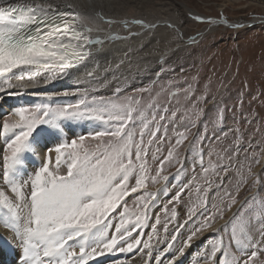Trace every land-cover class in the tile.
I'll use <instances>...</instances> for the list:
<instances>
[{"label": "rangeland", "instance_id": "1", "mask_svg": "<svg viewBox=\"0 0 264 264\" xmlns=\"http://www.w3.org/2000/svg\"><path fill=\"white\" fill-rule=\"evenodd\" d=\"M45 2L48 1L45 0ZM68 2L72 5L75 3L76 6L73 5V8L76 10L80 0L79 2L68 0ZM173 2H179L184 5V8L194 11L197 15L211 19L250 20L255 16L264 17V9L248 5L246 0H174ZM182 20H186L184 28L189 35L197 34L205 25L210 24L208 19L197 21L194 18H188L187 20L179 16V22H183ZM159 26L169 27L166 23H160L157 27ZM167 33L166 30L159 29L156 35L157 40L161 42L168 40ZM184 43L186 44L176 41L171 49L164 48L166 51L162 50L161 55H155L153 68L144 75L123 77L120 81H116L117 83H109L113 85L106 89L98 88V91L95 88L87 91L89 104L93 97L97 102L101 98L104 100L111 98L117 103H127V98L131 97L133 106L138 107L145 114L144 117H140L139 114L136 117L137 122L133 130L137 134V140H139L140 129L143 127L140 121L146 119L150 122L144 136L145 144H148L150 132L157 130V124L152 122L153 116L156 121H159L157 137L144 157L146 160V169L142 174L144 187L137 189L136 192L131 191V188L136 187L137 176L141 175L137 170L127 181L129 195L121 201L118 209L110 214L109 237L116 231L115 225L120 223L121 213L127 212L128 215H125L124 219L134 221L137 215L145 212L143 205L147 203L150 205L147 210V222L131 233L129 242L139 238L141 241L148 240L154 247L155 244L159 246L162 238L166 237L165 231L170 230L165 240L171 241L172 236L177 235L176 229L179 228L180 233L177 235L179 248L190 231L199 227L205 218L217 213L220 207L226 208L229 197L235 195L237 205H234L231 211H225L223 219L216 215L212 225L214 227L220 223L222 238L216 236L206 238L211 228L205 229L199 234L202 236L203 243L192 252L189 264H211L206 256L211 253L212 244L218 239L223 241L225 247L221 257L217 256L214 259L215 263L219 264L220 259L227 258L234 259L237 264H243L254 249L242 248L235 244L231 240L232 224H228L227 227L223 225L234 215L236 217L252 215V243L262 239L260 228L264 225V217L259 216L258 211L261 202L264 201V24L259 23L237 30L218 26L211 31L208 30L194 41ZM90 60L99 61V58H90L87 63H90ZM87 63L83 69L85 72L88 68L94 67L93 63L91 66ZM97 65L98 72H96L104 78L105 75H102L108 71L101 67L102 63ZM107 74L106 78L112 79L109 77L111 73ZM90 79L95 80L94 77ZM117 88L120 89L119 93L116 92ZM44 96L39 95L32 104L23 101L20 106L14 104V107H10L6 104L7 106L1 111V159L6 151L8 139L12 135L4 133L2 126L5 120L14 121L19 118L14 114L16 108H31L40 103H50L52 106L64 103L75 104L82 99L80 94H76L72 95L68 101L58 96H55L53 101H46ZM173 113H176L174 117ZM197 113H199L198 117ZM221 113L222 118H220ZM161 115L166 117L164 121H160ZM95 122L97 123L95 127L83 128V123ZM65 123H80L83 129L75 133L64 131V143H70L72 139L83 135L85 144L88 146H94L97 143L91 140L89 133L104 131L108 127L103 121L90 118L64 121L63 127L66 126ZM99 124L103 125L101 129L98 128ZM49 128L51 127L48 125L40 126V133H38L40 137L44 138V130ZM180 132H185L187 139L176 148L171 160H164L169 148L176 145ZM201 137H203L202 140ZM51 148L50 145V148L45 149L51 152ZM26 156L24 155V159ZM133 160L135 162L134 151ZM38 163H41V160ZM136 163L138 167L139 162ZM38 165L24 172L20 171L18 176L20 183L28 182L23 188L26 196L30 195V178L39 168ZM225 165L227 172L223 167ZM50 167V170H58L61 174L67 171V168L62 165L57 169L56 162ZM249 168H251V175L248 174ZM169 176H171L170 180H168ZM241 176L245 177L247 182L237 193L236 187L241 182ZM153 177L156 178L155 181ZM163 180H167L166 184L158 187L157 185ZM1 185L3 186L2 179H0V190H3ZM205 189H208L207 192ZM241 202L244 204L243 209L238 208L235 214H231ZM193 207H195V214L189 212V209ZM190 215L191 219H189ZM178 217L180 220L176 219ZM181 225L184 227L181 228ZM1 227L3 226L0 224ZM260 248L262 251L257 264L264 261V244H261ZM5 250L8 254L12 252L9 243ZM225 252L228 253L227 257ZM115 253L124 252L114 251Z\"/></svg>", "mask_w": 264, "mask_h": 264}, {"label": "snow or ice", "instance_id": "2", "mask_svg": "<svg viewBox=\"0 0 264 264\" xmlns=\"http://www.w3.org/2000/svg\"><path fill=\"white\" fill-rule=\"evenodd\" d=\"M88 19L70 4L60 7L45 0H0V79L17 72L18 79L23 80L26 75L27 78L33 79L38 74L34 69L39 68H44L50 73L47 76L48 81L57 76L67 77L70 70L78 68L96 54L93 51L94 45L104 43L98 36L93 38L94 29L87 23ZM195 19L202 21L204 17L196 16ZM209 21L211 22V18ZM106 22L112 23L111 20ZM132 23L144 28L154 27L142 20H134ZM122 38L124 37L116 35L107 37ZM88 75L91 76L92 73ZM3 82L9 84L7 79ZM116 92L119 93L120 89L117 88ZM56 95L59 94H46L44 100L53 101ZM80 95L82 99L75 104L52 106L50 103H40L31 108H16L14 114L19 118L14 121L5 120L3 123L4 133L12 135L0 159V179L3 185L11 187L15 196L10 198L0 190V206L5 209L0 216L4 227L12 232L11 238L20 241L22 264H87L89 260L105 253L132 252L141 243L143 247L139 248V251L148 250V255H152L153 245L148 240L141 241L137 238L129 242L131 233L147 222L149 204L145 203V212L137 215L131 222L124 219V216L128 215L127 212L121 213L120 223L115 225L116 231L110 237L108 227L111 224L110 214H113L121 201L129 195L127 181L137 170L141 175L137 176L136 187L131 188V191L136 192L144 187V157L157 137L159 121L153 116L152 122L157 124V130L150 132L148 144H145L144 136L150 122L146 119L140 121L143 127L137 140V134L133 130L137 122L136 117L137 114L140 117L145 114L133 106L131 97L127 98V103H117L111 98H101L97 102L93 97L89 104L88 92L85 90ZM172 115L174 117L176 113ZM196 115L198 117L199 113ZM86 118L101 120L108 125L104 131L89 133L91 140L97 143L88 146L85 144V136L81 135L70 143L58 144L55 148L56 166L59 169L63 163L67 171L61 174L58 170H50V157L45 156L42 166L30 178V195L26 196L23 188L28 182L22 184L17 177L25 163L24 154L36 151L34 141L40 126L48 125L60 134L64 131V121ZM165 119V116H160V121ZM186 139L185 132L178 133L176 145L169 148L164 160H171L176 148ZM136 162H139L138 167ZM161 163L163 164V161ZM223 167L227 172V166ZM248 174L251 175V168L248 169ZM152 179L155 181L156 178ZM246 182V178L241 176V182L236 187L237 193ZM207 190L205 189V192ZM234 205H237V199L235 195H231L226 208L220 207L213 216L205 218L199 227L190 231L178 249H175V242L180 229H176L177 235H173L171 241H166L168 247L156 256V260L160 261L161 257L175 249V254L167 260V264H179L186 249L195 243L199 234L212 228L215 216L223 219L225 211H231ZM238 207L243 209L244 204ZM189 212L195 214V207L189 209ZM258 214L264 217V201L259 206ZM191 218L190 215L189 219ZM252 220V215H234L223 225L227 227L232 224L231 240L235 244L242 248L254 249L243 264H257L262 251L260 245L264 244V225L260 228L262 239L252 243ZM183 227L184 225H181V228ZM165 229L167 230V225ZM76 247L79 248L78 252L75 251ZM224 247L222 240L215 241L206 259L215 264L214 258ZM225 256H228L227 252ZM219 264L237 262L226 258L220 259ZM261 264H264V261Z\"/></svg>", "mask_w": 264, "mask_h": 264}, {"label": "bare ground", "instance_id": "3", "mask_svg": "<svg viewBox=\"0 0 264 264\" xmlns=\"http://www.w3.org/2000/svg\"><path fill=\"white\" fill-rule=\"evenodd\" d=\"M46 1L51 2L54 6L60 7H64L69 4L72 5V3H69L68 0ZM173 1L174 0H80L79 7L76 10L89 18L87 23L94 29L92 33L93 38L98 36L100 39L104 40L103 44L93 46V51L96 54L92 57V59L99 58V61L92 60V62L90 60L91 62L87 63L89 61L88 60L78 66V68L70 70V74L67 77L57 76L55 79L50 81L47 80V76L50 73H48L44 68L34 69V71L38 74L33 79L27 78V75L23 80L18 79V72L15 75L10 74L3 79H0V113L8 104L10 107H14V104L20 106L22 101L27 104H32L38 99L39 95L44 96L46 94H59L56 96L68 101L72 95L80 94L85 90L88 92L95 88L103 90L108 86L113 85L109 83H117L116 81H120L123 77H133L136 76V74H139V76L144 75L147 71L153 68L152 64L155 60V55H161L162 50L167 49V47V50L171 49L172 45L176 44V41L183 44H186L184 42L194 41V39L199 37V35L204 34L208 30L211 31L218 26L237 30L239 28L255 24L257 25L259 23L264 24V17L260 16H255L250 20H227L224 18L211 19L210 24L205 25L197 34L189 35L184 28L186 20H182L183 22L180 21V23L179 16L185 19L187 18L188 20V18L195 19V17L199 15L186 7L184 8L183 4ZM246 1H248V5H255L264 9V0ZM73 5H75V3ZM167 14H170V16H167ZM205 19L209 20L207 17H204V20ZM108 20H111L112 23H107L106 21ZM134 20H142L145 24L154 25V27L144 28L142 25L132 23ZM125 22H127V26H125ZM246 22L252 23L246 24ZM160 23L174 25V27H157ZM159 29H163L168 32L166 35L169 36L168 40H163L164 42L157 40L158 37L156 35L159 32ZM111 35L124 38L107 39V37ZM100 60H103V62ZM86 63L90 66L93 63L94 67L88 68L85 72L83 69H85L84 66ZM98 63H102L103 66L101 67H103L104 70L106 69V71H108L107 73H111L109 77L112 79L108 80L106 78L107 73L102 75H105L104 78L99 76L97 73L98 69L96 68ZM89 73H92V75L89 76ZM90 77H94L95 80L91 81ZM4 79H7L9 84H5L3 82ZM65 92H67L68 95H63ZM65 124L66 126L64 127V131L67 133H75L79 129H88L89 127H95L97 125L96 122L83 123L82 125H84V127L82 128L80 123ZM102 126L99 124L98 128L101 129ZM44 133V138L40 137V134H37L36 136L34 141L36 151L33 153L34 155L31 153L24 154L28 157L26 156L27 158L25 157L24 159L25 163L21 172L28 170L30 167H34L36 164L40 165V163H38L40 160L43 164L45 156L50 157V165H55L57 155L55 148L58 144L64 143L65 139L63 138L65 135L63 133L58 134L56 130L52 128L44 130ZM50 145L52 146V151L48 152L45 148H50ZM29 156L33 158L36 156L35 159L39 158V161L30 160ZM61 165L66 168V165L63 163H61ZM3 186L2 189L5 192V195H8L10 198L15 196V194L12 193L10 186ZM4 211L5 209L0 206V214ZM0 224L3 226L0 228V264H22L20 260L21 247L19 239L14 240L11 238L12 232L4 227L2 223V216H0ZM219 225L220 223H217L207 233H212L215 231L214 229L219 227ZM169 231L170 230L165 231L164 236L167 237ZM166 237L162 238L159 246L156 244L155 247L153 246L151 256L148 255V250H144L143 252L139 251V248L143 247V244H141L132 252L115 254L114 252L105 253L102 256L89 260L87 264H167V260L172 258L175 254V249H178V246L176 241L175 249L170 250L169 253L161 257L160 261H157L156 256L168 247L165 240ZM208 237L210 236H207L206 238ZM8 243L10 244L12 250L9 254L5 250ZM202 243V236L199 235V238L195 241V243H193L190 248L186 249L185 255L180 258L179 264H189L192 252L195 249H198ZM75 251L78 252L79 248L76 247ZM216 258L217 256L214 259Z\"/></svg>", "mask_w": 264, "mask_h": 264}, {"label": "water", "instance_id": "4", "mask_svg": "<svg viewBox=\"0 0 264 264\" xmlns=\"http://www.w3.org/2000/svg\"><path fill=\"white\" fill-rule=\"evenodd\" d=\"M251 23H252V22H246V24H251ZM201 35H202V34H201ZM201 35H199V37H200ZM31 154H32V153H31ZM30 157H31V156H30ZM31 159H32V160H35V161H39V158H36V159H35V157H34V158L31 157ZM40 165H42V162L40 163ZM241 203H242V202H241ZM241 203H240V204H241ZM240 204H239V205H240ZM239 205H238V206H239ZM238 206L236 207L235 211L232 212L231 214H234V213L238 210V208H239ZM219 227H220V225H219ZM218 229H219V228H218ZM218 231H219V230H218Z\"/></svg>", "mask_w": 264, "mask_h": 264}]
</instances>
